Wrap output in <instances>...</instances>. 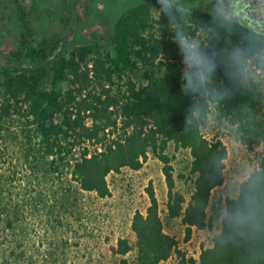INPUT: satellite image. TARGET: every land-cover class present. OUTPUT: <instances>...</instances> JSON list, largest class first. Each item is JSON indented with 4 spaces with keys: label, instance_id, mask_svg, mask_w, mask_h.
<instances>
[{
    "label": "trees",
    "instance_id": "16d2710c",
    "mask_svg": "<svg viewBox=\"0 0 264 264\" xmlns=\"http://www.w3.org/2000/svg\"><path fill=\"white\" fill-rule=\"evenodd\" d=\"M12 2L15 44L0 64V240L9 252L3 264L21 255L1 234H26L28 210L56 218L76 200L69 187L52 188L67 175L103 198L110 194L107 176L140 169L149 152L163 164L167 214L181 218L186 239L193 228L211 229L210 198L223 185L228 153L202 128L214 112L250 145L264 140V87L248 74L250 63L264 71V33L215 9L151 0L119 15L107 42L66 49L58 36L37 39L29 12ZM154 3L161 7L156 19ZM170 142L192 158L187 202L174 190ZM146 191L149 204L134 212L130 236L118 237L112 251L135 250L134 264H164L177 241L164 231L151 184ZM219 209L221 229L201 248L198 264H264V151L237 196Z\"/></svg>",
    "mask_w": 264,
    "mask_h": 264
},
{
    "label": "rangeland",
    "instance_id": "374dc122",
    "mask_svg": "<svg viewBox=\"0 0 264 264\" xmlns=\"http://www.w3.org/2000/svg\"><path fill=\"white\" fill-rule=\"evenodd\" d=\"M146 1L151 0H20L29 12L35 37L58 36L67 41L66 49L91 43L98 38L107 42L117 17ZM162 1L199 11L213 9L209 0ZM14 7L12 0H0V64L7 63L15 44ZM151 11L156 19L161 7L154 3ZM245 25L264 33V29ZM248 74L264 87L262 67L250 63ZM202 132L209 139H221L228 153L223 185L215 189L210 198L208 216L213 219L211 229L193 228L186 239V227L181 218H170L167 214L168 187L162 172L163 164L149 152L140 169L123 167L119 172L107 176L110 194L106 197L83 192L71 180V175L53 186L56 189L62 187V191L69 187L76 200L71 198L68 206L60 207L56 218L45 211L38 215L28 210L26 222L29 227L26 234L19 228L12 233L1 234V239L4 236L5 241L12 240L16 246L15 253L21 255L22 260L15 264H134L135 250L119 255L112 251V246L118 237L130 236L134 212L144 211L149 204L146 188L150 184L158 201L164 231L177 241L176 250L164 264H192L190 259L198 264L201 248L211 246L213 236L221 229L223 210L219 209L220 201L237 196L241 182L258 167L264 151V140L259 145H250L236 127L221 124L214 112L209 114ZM165 153L173 167L174 190L183 194L187 202L194 186L190 152L170 142ZM4 247L6 244H1L0 240V264L7 263L9 252Z\"/></svg>",
    "mask_w": 264,
    "mask_h": 264
},
{
    "label": "flooded vegetation",
    "instance_id": "af4514ba",
    "mask_svg": "<svg viewBox=\"0 0 264 264\" xmlns=\"http://www.w3.org/2000/svg\"><path fill=\"white\" fill-rule=\"evenodd\" d=\"M209 3L230 22L236 19L240 24L264 29V0H209Z\"/></svg>",
    "mask_w": 264,
    "mask_h": 264
}]
</instances>
